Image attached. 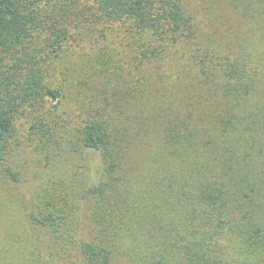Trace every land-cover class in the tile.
Here are the masks:
<instances>
[{"label":"trees","instance_id":"16d2710c","mask_svg":"<svg viewBox=\"0 0 264 264\" xmlns=\"http://www.w3.org/2000/svg\"><path fill=\"white\" fill-rule=\"evenodd\" d=\"M223 1L264 20V0ZM197 28L189 0H0L4 177L13 185L21 181L8 156L12 141L33 145L47 161L64 154L97 160L77 192L33 199L28 218L47 249L71 252L72 264H112L117 257L176 264L165 259L175 243L171 228L152 226L166 231L160 240L135 223L157 218L140 206L136 189H157L166 209L169 186L167 193L182 192L175 201L186 214L207 207L221 216V231L264 250L259 224L256 232L240 225L255 217L244 198L256 191L264 205V177L255 179V146L236 145L235 135L247 129L237 106L259 90L262 73L252 63L213 69ZM153 138L163 145L150 149L149 167L141 170L156 178L134 187L127 161ZM84 204L86 227L80 224ZM185 234L179 233L182 241ZM185 249L187 264L206 262L195 242Z\"/></svg>","mask_w":264,"mask_h":264},{"label":"rangeland","instance_id":"374dc122","mask_svg":"<svg viewBox=\"0 0 264 264\" xmlns=\"http://www.w3.org/2000/svg\"><path fill=\"white\" fill-rule=\"evenodd\" d=\"M189 3L197 17L198 37L210 49V54L206 57L211 58L213 69L222 72L223 66L227 67V64L233 62L244 63L246 66L252 63L261 70L259 90L247 95L246 100L241 101L239 110L237 106L239 119H244L247 129L240 128L235 135L239 137L236 145L255 146L252 163L257 171L255 179L264 177L260 176L264 175V20L257 14L252 17L242 16L223 0H189ZM198 46L201 48L200 43ZM201 68L202 64L198 63L197 71ZM17 133L20 134V131ZM21 139L22 136L19 138L20 142ZM157 140L153 138L142 144L141 148H134L132 157L127 161L126 175L132 180L134 187L140 186L139 179H143L144 184H151L150 181L156 178L150 171L145 173L141 169L149 167L147 158L150 149H156V145L160 149L163 145L161 140ZM8 156L20 171L21 181L14 185L10 183L0 167V264H51L50 252L59 264H72L69 260L73 259L71 252L62 254L53 251L52 247L47 249L40 233L37 238L38 231L29 220L27 211L33 199L37 203L50 200L48 197L52 194L57 198L62 193L70 195L72 191L77 192L79 185H83V179L89 175L92 162L97 163V160L64 154L47 161L33 145L24 141L19 145L12 141ZM165 183L169 185L168 182ZM165 190L166 209L161 206L162 201L158 198L161 193L157 189L151 192H145V188L136 189L140 206L148 205L157 214V218L152 222H143L136 218L135 223L137 226H146V232L156 233L160 240L166 231L164 228L151 229L152 226L171 228L175 243L172 251L166 250L167 261L187 264L190 256L185 246L190 249L195 242L200 251L206 254V262L201 264H264V250H258L256 243L250 246L236 232L227 235V232L221 231L222 226H219L217 220L221 216L217 212L207 207H197L195 212L186 214L176 205L175 197L179 195L178 192L174 190L171 191L172 194L167 193L169 186ZM254 193L256 191L251 193V197L244 198L251 202L255 211V217L250 220L251 224H240L237 220L239 213L236 222L252 232H256L259 224L262 231L256 236L258 239L264 232V205L260 203L259 195ZM172 200L173 205L170 207ZM190 201L192 202L189 198ZM195 204L197 203L192 205ZM87 210L88 206L84 204L80 217L83 227L87 226ZM182 231L186 233V241L179 237ZM85 236L86 229L81 234V237ZM112 264L131 263L123 257H117Z\"/></svg>","mask_w":264,"mask_h":264}]
</instances>
